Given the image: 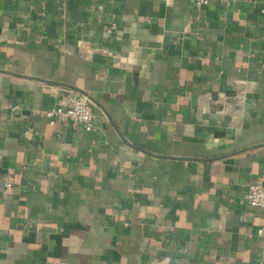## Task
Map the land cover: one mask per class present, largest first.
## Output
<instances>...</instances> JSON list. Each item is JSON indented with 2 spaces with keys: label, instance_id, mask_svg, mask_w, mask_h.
Segmentation results:
<instances>
[{
  "label": "crops",
  "instance_id": "1",
  "mask_svg": "<svg viewBox=\"0 0 264 264\" xmlns=\"http://www.w3.org/2000/svg\"><path fill=\"white\" fill-rule=\"evenodd\" d=\"M254 182L264 0H0V264H264Z\"/></svg>",
  "mask_w": 264,
  "mask_h": 264
},
{
  "label": "built area",
  "instance_id": "2",
  "mask_svg": "<svg viewBox=\"0 0 264 264\" xmlns=\"http://www.w3.org/2000/svg\"><path fill=\"white\" fill-rule=\"evenodd\" d=\"M226 1V0H222ZM196 7L202 8L210 4L211 0H194ZM116 25L112 23L111 29ZM110 29V31H111ZM17 108L16 106L12 109ZM49 124H62L68 127H81L85 131H95V114L91 99L80 91H71L52 107L44 111ZM13 183L8 180L6 187L11 188ZM245 202L260 207L264 211V186L260 182L250 183L245 195ZM264 233V228L259 229Z\"/></svg>",
  "mask_w": 264,
  "mask_h": 264
}]
</instances>
